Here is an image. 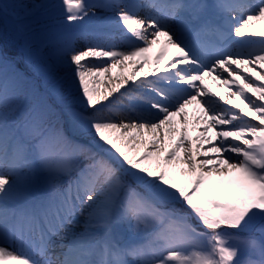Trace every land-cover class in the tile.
Returning a JSON list of instances; mask_svg holds the SVG:
<instances>
[{
  "label": "snow or ice",
  "instance_id": "obj_1",
  "mask_svg": "<svg viewBox=\"0 0 264 264\" xmlns=\"http://www.w3.org/2000/svg\"><path fill=\"white\" fill-rule=\"evenodd\" d=\"M0 23V264H264V0H0ZM129 61L145 78L101 92Z\"/></svg>",
  "mask_w": 264,
  "mask_h": 264
},
{
  "label": "rangeland",
  "instance_id": "obj_2",
  "mask_svg": "<svg viewBox=\"0 0 264 264\" xmlns=\"http://www.w3.org/2000/svg\"><path fill=\"white\" fill-rule=\"evenodd\" d=\"M57 2H58V0H57ZM88 2L96 3V2H99V0H88ZM102 31H107V29L101 28L99 26V24L97 23V21H94V20L93 21L82 22L81 27L79 29V32L83 36H88L90 34L102 32ZM235 39H239V38H235ZM85 43H86V40L83 39V38L77 40V46H83ZM229 47H236V45L229 44ZM157 53H158V51H156L155 48H154L152 52L147 54L148 57H149V60H150V64H149L148 67H146L143 70V72H148L150 69H152V70L155 69V59H156ZM169 59H171V55L170 54H169L168 57L165 58V61L163 63H167ZM138 68H139V64L138 63L134 65L133 62L129 61V62H127V67H125L123 69H121V68L113 69V71L111 73L106 74V76L102 78L103 83L99 85L100 91L104 92L106 89H108V88H110L112 86V85H110L108 83L109 76L116 77V76H119V75H124V76L127 77V76H131L133 71H137L138 79H144L145 77L143 75V72L138 71ZM256 70L261 72V73H264V69L257 68ZM245 75H248V73H245ZM148 78H151V77L149 76ZM253 79H255V78L253 77ZM129 83H132V82L129 81ZM258 83H260V82L258 81ZM36 84H37V90L40 91V92H43V90H44L43 81L41 79L37 78L36 79ZM127 86L128 85H125L124 87H127ZM124 87L121 88V91L124 90ZM201 87H204L210 93V96L209 97H205V99L212 98V99H216V100L219 101L220 96L226 95V92H225L226 86L223 85L222 83H219V82L213 80L211 77H205V80H204L203 84L201 85ZM227 87H231L233 91L236 88L235 85H230V86H227ZM42 88H43V90H42ZM114 95H118V93L114 94ZM249 95H251L250 92H249ZM110 99H111V97H110ZM219 102L221 104H223V101H219ZM227 107H231V105H227ZM187 112L189 114L188 115V119H189V126H188L189 127V135L194 139L196 137V135L198 134L197 131L193 130L194 119H195V117H197L198 115L201 114L202 109H200L199 105H193V106H191V107H189L187 109ZM249 119H250V117H249ZM177 121H179V118H177ZM253 122H255V121H253ZM199 127H200V129H202L204 127V125H200ZM209 135L214 137V133H213V135L211 133ZM204 147L208 148L209 145L205 144Z\"/></svg>",
  "mask_w": 264,
  "mask_h": 264
},
{
  "label": "bare ground",
  "instance_id": "obj_3",
  "mask_svg": "<svg viewBox=\"0 0 264 264\" xmlns=\"http://www.w3.org/2000/svg\"><path fill=\"white\" fill-rule=\"evenodd\" d=\"M162 47H163L162 44L157 45V46H155V50L159 52L160 50H162ZM169 54L171 55V51L169 52ZM211 134L213 135V133H211Z\"/></svg>",
  "mask_w": 264,
  "mask_h": 264
},
{
  "label": "trees",
  "instance_id": "obj_4",
  "mask_svg": "<svg viewBox=\"0 0 264 264\" xmlns=\"http://www.w3.org/2000/svg\"><path fill=\"white\" fill-rule=\"evenodd\" d=\"M0 27H2V23H0ZM42 90H43V88H42ZM44 91V90H43Z\"/></svg>",
  "mask_w": 264,
  "mask_h": 264
}]
</instances>
